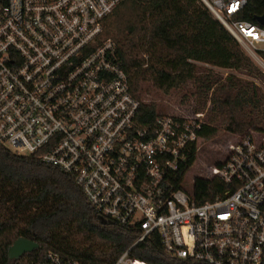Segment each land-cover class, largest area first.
I'll return each instance as SVG.
<instances>
[{
	"label": "built area",
	"instance_id": "obj_1",
	"mask_svg": "<svg viewBox=\"0 0 264 264\" xmlns=\"http://www.w3.org/2000/svg\"><path fill=\"white\" fill-rule=\"evenodd\" d=\"M124 1L0 0V146L74 176L104 222L142 230L133 247L157 234L176 259L264 264V133L231 143L204 177L228 184L224 196L199 204L177 186L192 146L200 151L202 114L139 126L140 102L104 38ZM199 1L264 73V0ZM251 1L254 22L242 19ZM133 247L116 264H150ZM29 264L82 263L48 252Z\"/></svg>",
	"mask_w": 264,
	"mask_h": 264
},
{
	"label": "trees",
	"instance_id": "obj_2",
	"mask_svg": "<svg viewBox=\"0 0 264 264\" xmlns=\"http://www.w3.org/2000/svg\"><path fill=\"white\" fill-rule=\"evenodd\" d=\"M252 2L248 9L252 13L242 19L254 22L257 14ZM257 4L262 13L264 2ZM104 38L118 47L131 93L140 102V127L153 126L163 116L155 102L145 99L155 93L169 94L194 80L210 96L205 106L210 101L216 112L209 124L203 123L201 141L215 138L218 124L241 138L251 131L264 133V94L256 84L232 74L223 81L208 71L198 75L194 63L250 74L257 71L199 0H125L106 19ZM197 153L193 145L175 177L177 186L182 187ZM223 163L217 161L216 166ZM229 190L221 179L203 177L195 179L191 195L203 204ZM0 222V264H29L48 252L82 264H116L142 234L138 228L104 222L92 211L74 176L43 163L37 155L19 156L1 146ZM20 238L38 243L39 248L11 260L9 249ZM131 255L150 264H203L167 255L157 234L135 245Z\"/></svg>",
	"mask_w": 264,
	"mask_h": 264
},
{
	"label": "rangeland",
	"instance_id": "obj_3",
	"mask_svg": "<svg viewBox=\"0 0 264 264\" xmlns=\"http://www.w3.org/2000/svg\"><path fill=\"white\" fill-rule=\"evenodd\" d=\"M251 61L257 70L253 74L243 70H224L202 63L194 64L200 70V73L198 74L199 76L208 74L206 72L208 71L217 76L220 81H223L228 75L232 74L238 79L256 84L264 94V73L252 59ZM209 98L210 96H207L205 93L203 84H195L194 80H189L186 86L181 89L174 90L169 94L155 93L153 96L145 99V102H155L159 107L160 114L163 116H192L196 112H200L202 114V122L209 124L213 116H216V112L212 111L213 107L210 101L205 106V102L209 100ZM218 128L219 134L215 138L201 141L200 151L197 153L196 162L186 174L185 180L182 184L183 189L188 193H192L195 179L209 176L211 170L214 167H217V161H225L228 146L241 138V135L239 134L228 132L225 126L222 127L218 124ZM251 132L253 133L254 131Z\"/></svg>",
	"mask_w": 264,
	"mask_h": 264
},
{
	"label": "water",
	"instance_id": "obj_4",
	"mask_svg": "<svg viewBox=\"0 0 264 264\" xmlns=\"http://www.w3.org/2000/svg\"><path fill=\"white\" fill-rule=\"evenodd\" d=\"M264 25V16L258 19ZM39 248V244L31 240L20 238L9 249V259L17 260L27 253H31Z\"/></svg>",
	"mask_w": 264,
	"mask_h": 264
}]
</instances>
